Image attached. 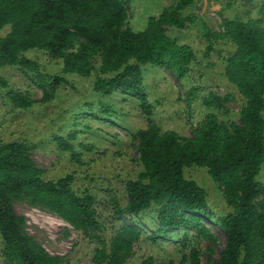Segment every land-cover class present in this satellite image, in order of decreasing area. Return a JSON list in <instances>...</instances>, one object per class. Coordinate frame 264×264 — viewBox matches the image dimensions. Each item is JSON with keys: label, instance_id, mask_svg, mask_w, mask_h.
Instances as JSON below:
<instances>
[{"label": "trees", "instance_id": "trees-1", "mask_svg": "<svg viewBox=\"0 0 264 264\" xmlns=\"http://www.w3.org/2000/svg\"><path fill=\"white\" fill-rule=\"evenodd\" d=\"M133 0H0V69L16 67L31 74L42 93L34 101L27 93L9 89L5 96L16 109L27 110L36 102H50L67 76L93 77L95 94H120L138 101L141 113L149 117L142 67H163L178 81L190 73L195 55L168 34L169 28L183 30L192 14L182 12L194 0H175L171 7L149 17L141 31L128 26L127 8ZM206 53L214 43L225 41L234 51L223 58L224 77L244 100L238 121L219 120L228 114L232 97L210 93L201 104L208 111L192 129L191 136L162 131L156 125L139 129L133 178L124 182L126 204L111 201L114 216L139 215L156 208L157 234L180 226L195 229L201 239L215 244L216 238L201 218L210 212L204 187L184 176L186 168L204 169L225 205L230 209L215 224L225 236L218 259L207 248L209 264H264V186L257 177L264 168V7L257 19L223 20L219 32L205 26ZM41 51L60 61L61 74L49 76L25 53ZM2 87L7 85L0 81ZM196 89L186 93L189 106L196 101ZM105 115L113 112L100 104ZM73 138V135L69 136ZM58 150L74 160L73 146L64 137H54ZM85 148V146H82ZM32 146L26 142L0 143V239L6 264H62L50 255L25 229V217L14 210L16 202L47 210L72 229L97 242L92 264H129L140 232L123 223L107 242L103 224L89 191L73 189V175L45 180L44 171L32 160ZM88 150V149H87ZM203 252L191 247L176 264H201ZM139 264H153L147 258ZM173 264V263H170Z\"/></svg>", "mask_w": 264, "mask_h": 264}, {"label": "rangeland", "instance_id": "rangeland-1", "mask_svg": "<svg viewBox=\"0 0 264 264\" xmlns=\"http://www.w3.org/2000/svg\"><path fill=\"white\" fill-rule=\"evenodd\" d=\"M174 4L175 0H133L127 8L128 26L141 31L149 17H156L162 9ZM261 7H264V0H194L193 5L182 12L184 16L192 14V22L183 30L168 29L169 36L178 44L188 46L195 55L187 78L178 81L163 67L146 65L141 69L145 94L152 106L149 117L141 113L136 99L117 93L111 96L95 94L93 77L67 76L71 84L61 86L50 102H36L27 110L16 109L5 96L9 89L27 93L34 101H39L42 93L32 83L31 74L24 75L16 67L1 68L0 81H4L7 88L0 85V143L16 141L32 146V160L44 171L45 180L72 174L74 191L81 195L87 190L95 199L98 219L104 225L101 236L105 241L108 242L123 223L134 226L140 232V238L133 246L129 264H139L149 257L153 264H176L191 247H198L203 252L201 264H209L206 249L211 248L213 259H218L225 244V236L215 221L230 209L204 169L186 168L184 176L206 191L210 212L201 220L216 238L215 244L199 238L195 229L183 226L167 229L159 235L155 207L139 215L114 216L111 201L116 199L120 207L126 204L124 182L133 178L137 171V141L133 136L139 129L156 125L162 131L190 137L192 129L208 112L201 102L210 93L220 97L230 95L232 100L225 106L228 114L219 111L217 116L219 120L238 121L244 100L225 79L223 62L234 47L219 41L207 54L203 28L218 33L223 20L257 19ZM8 30V26L1 29L0 37ZM25 56L37 62L42 73L61 74L60 61L50 59L45 53L31 50ZM192 88L196 89V101L187 106L186 93ZM100 104H107L114 111L105 115ZM70 135L74 137L70 138ZM55 136L64 137L73 146L74 160L68 153L58 150L53 140ZM257 180L264 186V168ZM14 210L25 217L26 231L50 255L59 257L62 264H92L98 247L95 240L75 231L45 209L16 202ZM2 253L0 239V264H6Z\"/></svg>", "mask_w": 264, "mask_h": 264}]
</instances>
